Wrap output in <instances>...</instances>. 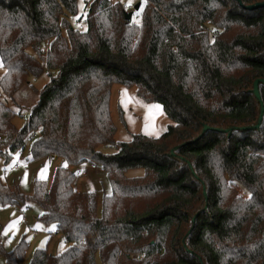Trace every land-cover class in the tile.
<instances>
[{
  "label": "trees",
  "instance_id": "16d2710c",
  "mask_svg": "<svg viewBox=\"0 0 264 264\" xmlns=\"http://www.w3.org/2000/svg\"><path fill=\"white\" fill-rule=\"evenodd\" d=\"M262 2L142 0L133 22L110 0L85 1L83 18L77 0H0V90L13 100L29 78L49 76L20 129L0 101V159L29 141L26 163H64L31 196L0 183V207L39 205L37 221L67 244L38 249L30 264H264V84L260 125L246 129L260 114L264 7H241ZM115 84L173 124L115 145ZM83 164L110 186L99 211L93 193L73 188ZM134 170L143 174L126 177ZM25 247L0 253L20 264Z\"/></svg>",
  "mask_w": 264,
  "mask_h": 264
},
{
  "label": "rangeland",
  "instance_id": "374dc122",
  "mask_svg": "<svg viewBox=\"0 0 264 264\" xmlns=\"http://www.w3.org/2000/svg\"><path fill=\"white\" fill-rule=\"evenodd\" d=\"M88 0H77V16H84V2ZM111 3H119L125 7L127 12L132 13V21H137L133 9L142 0H110ZM138 8V10H139ZM76 26V23H73ZM83 29V25H78ZM135 41V40H134ZM3 69L0 67V76ZM48 72H44L38 78H29L14 96L9 99L0 90V101H2L16 115L13 125L20 129L24 124L23 112H26L37 100L33 89H40L48 82ZM21 112L22 115H17ZM109 112L111 121L115 127L114 143H124L131 140L133 135H144L157 138L162 135L169 125L173 123L165 116L159 104L147 103L137 96L136 88H126L121 85H113L109 98ZM30 142H26L25 148L20 155L14 154L7 163L0 159V183L4 186H16L20 193L25 196L33 194L35 179H51L54 171L64 163L56 157H47L31 163H26L27 150ZM102 147L100 151L104 154L116 152V146ZM94 168V169H93ZM76 172L73 188L80 193H93L96 197L97 209L99 211L103 195L111 193L105 173L94 166L83 164L73 169ZM143 173L140 170L127 172L128 178H136ZM42 213L39 205L35 203L17 204L11 207H0V248L10 252L22 240L25 241V255L20 264H30L35 251L44 249L50 255L62 253L67 244L63 238L55 233L52 225H41L37 220ZM0 264H8L2 253H0ZM96 264H100L96 259Z\"/></svg>",
  "mask_w": 264,
  "mask_h": 264
},
{
  "label": "water",
  "instance_id": "95a60500",
  "mask_svg": "<svg viewBox=\"0 0 264 264\" xmlns=\"http://www.w3.org/2000/svg\"><path fill=\"white\" fill-rule=\"evenodd\" d=\"M139 3L136 4L134 7H133V10L134 11H137L138 8H139ZM241 7L245 10H254L256 8H259V7H264V2L262 3H256L254 5H250V6H242ZM130 16L128 13L125 14V19H128ZM259 84H264V81L263 80H255L254 83H253V89H252V92L256 98V100L258 101L259 105H260V114H259V118H258V121L257 123L253 126V127H248L246 129L248 130H251V129H257L260 125V122H261V119H262V115H263V107H262V103H261V100H260V95H259V92H258V85ZM208 128L207 127H204L203 131L207 130ZM230 131L231 130H228L226 131L228 133V135L230 134Z\"/></svg>",
  "mask_w": 264,
  "mask_h": 264
},
{
  "label": "built area",
  "instance_id": "2783aa9c",
  "mask_svg": "<svg viewBox=\"0 0 264 264\" xmlns=\"http://www.w3.org/2000/svg\"><path fill=\"white\" fill-rule=\"evenodd\" d=\"M129 9H133V7H132V6H129V7H128V10H129ZM28 115H29L28 113H23V117H27ZM93 169H94V168H93Z\"/></svg>",
  "mask_w": 264,
  "mask_h": 264
}]
</instances>
